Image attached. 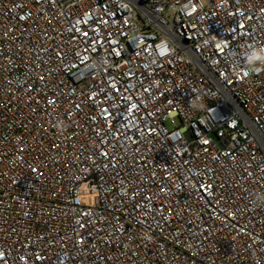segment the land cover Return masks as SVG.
Instances as JSON below:
<instances>
[{"label": "built area", "instance_id": "obj_1", "mask_svg": "<svg viewBox=\"0 0 264 264\" xmlns=\"http://www.w3.org/2000/svg\"><path fill=\"white\" fill-rule=\"evenodd\" d=\"M0 264H264V0H0Z\"/></svg>", "mask_w": 264, "mask_h": 264}]
</instances>
